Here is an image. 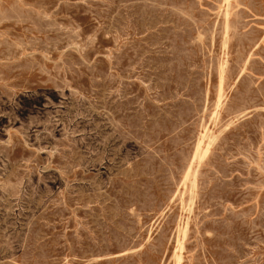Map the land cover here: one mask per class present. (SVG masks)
I'll use <instances>...</instances> for the list:
<instances>
[{"label": "rangeland", "instance_id": "374dc122", "mask_svg": "<svg viewBox=\"0 0 264 264\" xmlns=\"http://www.w3.org/2000/svg\"><path fill=\"white\" fill-rule=\"evenodd\" d=\"M178 255L264 264V0H0V264Z\"/></svg>", "mask_w": 264, "mask_h": 264}, {"label": "bare ground", "instance_id": "6f19581e", "mask_svg": "<svg viewBox=\"0 0 264 264\" xmlns=\"http://www.w3.org/2000/svg\"><path fill=\"white\" fill-rule=\"evenodd\" d=\"M209 144L210 143H208V145H207V147H206V149H205V151H204V153H203V156H205L206 155V153H207V151H208V148H209ZM199 145H200V143H198V146H197V150H198V147H199ZM197 150H196V152H197ZM191 176V175H190ZM188 204V203H187ZM179 249H182V243H179V247H178ZM176 264H180V256L178 255L177 256V263Z\"/></svg>", "mask_w": 264, "mask_h": 264}]
</instances>
